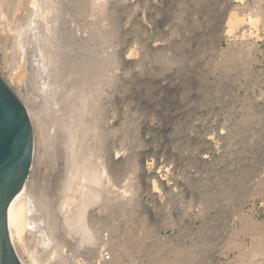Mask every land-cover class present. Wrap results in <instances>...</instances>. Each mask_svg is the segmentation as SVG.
<instances>
[{
  "label": "rangeland",
  "instance_id": "374dc122",
  "mask_svg": "<svg viewBox=\"0 0 264 264\" xmlns=\"http://www.w3.org/2000/svg\"><path fill=\"white\" fill-rule=\"evenodd\" d=\"M27 1L0 0V41L22 32L29 58L6 79L37 130L25 248L13 235L24 263L51 224L69 264H264V0ZM92 176L88 229L76 207Z\"/></svg>",
  "mask_w": 264,
  "mask_h": 264
},
{
  "label": "bare ground",
  "instance_id": "6f19581e",
  "mask_svg": "<svg viewBox=\"0 0 264 264\" xmlns=\"http://www.w3.org/2000/svg\"><path fill=\"white\" fill-rule=\"evenodd\" d=\"M105 1V0H104ZM257 1V0H256ZM255 1V2H256ZM28 3H29V0L27 1ZM49 2V1H48ZM103 2V1H102ZM254 2V4L257 6V2L255 3ZM9 3V2H8ZM31 3H32V1H31ZM30 3V4H31ZM34 3V2H33ZM47 3V2H46ZM58 3V2H57ZM104 3V2H103ZM30 4H28L29 6H30ZM38 4V3H37ZM259 4V3H258ZM27 5V4H26ZM35 5V4H34ZM60 5V4H59ZM37 6V5H36ZM36 6H35V8H36ZM41 6V5H40ZM40 6H37V7H40ZM51 6H52V4H51ZM50 6V7H51ZM259 6H261L260 4H259ZM20 7H22V5L20 6ZM32 7V6H31ZM250 7V6H249ZM252 7V9L250 10V9H248V10H250V11H252L253 10V6H251ZM29 8V7H28ZM35 8H33V9H35ZM54 8V7H53ZM248 8V7H247ZM255 8H257V10H259L258 9V7H255ZM32 9V8H31ZM37 10V9H36ZM41 10V9H40ZM53 10V9H52ZM30 11V10H29ZM58 11V10H57ZM253 11H255V9L253 10ZM260 11H262V10H259V12ZM38 12V11H37ZM43 12V11H42ZM41 11H40V13H42ZM59 12V11H58ZM236 12H238L237 10L236 11H233L232 10V12H230L229 13V15H228V21H227V23L229 24L228 25V29H229V31L232 33V31L233 30H235V28H237V26L240 24V23H242L243 22V18L242 17H240V15L239 14H237ZM240 12V11H239ZM247 12V11H246ZM39 13V14H40ZM55 13V12H54ZM249 13V12H248ZM53 14V13H52ZM57 14V13H56ZM255 14H256V12H255ZM258 14V13H257ZM37 15V14H36ZM41 15V14H40ZM46 15V14H45ZM50 15V14H49ZM247 15V14H246ZM245 15V16H246ZM38 16V15H37ZM43 16V15H42ZM249 16V15H248ZM252 16H253V14H252ZM258 16V15H257ZM40 17V16H39ZM51 17V16H50ZM53 17V16H52ZM255 17V16H254ZM253 17V18H254ZM41 18V17H40ZM45 18V17H44ZM250 18H252V17H250ZM252 18V19H253ZM256 18V17H255ZM258 18L260 19V22H261V18H260V13H259V16H258ZM258 18H256V19H254L255 21V23H259V20H258ZM263 18V17H262ZM40 20V19H39ZM46 20H47V15H46ZM49 20V19H48ZM263 20H264V18H263ZM33 21V20H32ZM45 21V20H44ZM46 22V21H45ZM50 22V21H49ZM36 23V22H35ZM43 23V22H42ZM48 23V22H47ZM18 24H19V22H18ZM17 24V25H18ZM57 24V23H56ZM262 24H264V23H262ZM36 25V24H35ZM51 25V24H50ZM27 27V26H26ZM43 27V26H42ZM55 27H56V25H55ZM239 27V26H238ZM18 28V27H17ZM36 28V27H35ZM37 28H39L38 26H37ZM52 28H54V26L52 27ZM51 28V29H52ZM29 29V28H28ZM41 28H39V30H40ZM11 30V29H10ZM26 30V29H25ZM31 30V29H30ZM37 30V29H36ZM14 31V30H13ZM21 31V30H20ZM28 31V30H27ZM41 31H42V29H41ZM48 31V30H47ZM52 31V30H51ZM228 31V30H227ZM229 31H228V33H229ZM29 32V31H28ZM50 32V31H49ZM56 32V31H55ZM14 33V32H13ZM16 33V32H15ZM23 33H24V31H23ZM42 33V32H41ZM44 33V32H43ZM57 33V32H56ZM17 34L19 35V30L17 31ZM16 34V35H17ZM21 35H22V32L20 33ZM44 34H47V33H44ZM10 35H12V33L10 34ZM20 35V36H21ZM26 35V34H25ZM50 36H51V33L49 34ZM15 36V35H14ZM13 36V37H14ZM20 36H18L15 40H14V38H12V40H14L15 42H13V44H11V39L10 38H8V39H10V41H8V40H6V38L3 40V41H0V48H1V51H2V53H3V57L1 58V60H2V63H3V66H4V68L7 70L6 71V75H4L5 77H10V79L11 80H14V81H17V79L19 78V76H21V75H23L24 74V71H25V69H24V65H23V62H24V59H25V57L27 58V54H26V50H25V48H24V45H25V42L21 39V38H19ZM49 36V37H50ZM22 37V36H21ZM33 37V36H32ZM51 37H53V35L51 36ZM57 37V36H56ZM31 39V38H30ZM29 39V40H30ZM47 40V39H46ZM50 40H52V39H50ZM28 41V40H27ZM26 41V42H27ZM44 41V40H43ZM53 42V41H52ZM8 43H9V45H8ZM47 43V42H46ZM45 43V44H46ZM50 43H51V41H50ZM10 44H11V46H10ZM44 44V45H45ZM52 44V43H51ZM28 45H29V42H28ZM31 45V44H30ZM54 45V44H53ZM38 46V45H37ZM46 46V45H45ZM36 47V46H35ZM44 50V49H43ZM49 50V49H48ZM26 51V52H25ZM46 51V50H45ZM56 51V50H55ZM54 51V52H55ZM37 52V51H36ZM53 52V51H52ZM47 53V52H46ZM58 54V53H57ZM35 55V54H34ZM46 55V54H45ZM49 55H50V52H49ZM57 56V55H56ZM41 57V56H40ZM45 57H47V56H45ZM42 58V57H41ZM44 58V57H43ZM102 58V57H101ZM27 59H29V58H27ZM58 59V58H57ZM0 60V61H1ZM23 60V61H22ZM44 60V59H43ZM98 60H99V58H98ZM104 60V59H103ZM28 61V60H27ZM32 61V60H31ZM45 61V60H44ZM41 62V61H40ZM56 62H57V60H56ZM103 63V62H102ZM28 65L30 64V62H28L27 63ZM51 64V63H50ZM56 64V63H55ZM27 65V66H28ZM41 65V64H40ZM59 65V64H58ZM35 66V65H34ZM48 66V65H47ZM55 66V65H54ZM101 66V65H100ZM25 67H26V65H25ZM114 67V66H113ZM45 68V67H44ZM51 68V67H50ZM90 68V67H89ZM94 68V67H93ZM26 69H29V67L27 68L26 67ZM52 69H54V67L52 68ZM57 69H59V68H57ZM91 69V68H90ZM102 69V68H101ZM113 69V68H112ZM36 70V69H35ZM50 70V69H49ZM92 70V69H91ZM94 70V69H93ZM96 70V69H95ZM45 71V70H44ZM97 71V70H96ZM106 71V70H105ZM109 71V70H108ZM40 72H41V70H40ZM107 72V71H106ZM113 72V71H112ZM36 73V72H35ZM54 73V72H53ZM61 74V73H60ZM96 75L98 74L97 72L95 73ZM101 74H103V73H101ZM104 74H105V72H104ZM99 75V74H98ZM97 75V76H98ZM111 75V74H110ZM109 75V76H110ZM53 76V75H52ZM62 76V75H61ZM96 77V76H95ZM99 77H100V75H99ZM99 77H97V78H99ZM54 78V77H53ZM105 78V77H104ZM8 79V78H7ZM100 80H101V77L99 78ZM103 79V78H102ZM96 80V79H95ZM8 81V80H7ZM53 81V80H52ZM54 81H56V79L54 80ZM98 81V80H97ZM99 82V81H98ZM106 82V81H105ZM104 83V82H103ZM42 84V83H41ZM32 86V85H31ZM58 87V86H57ZM56 89V88H55ZM64 92H66V91H64ZM73 94V93H72ZM53 95V94H52ZM77 100V99H76ZM72 105V104H71ZM71 107V106H70ZM92 107V106H91ZM89 108V107H88ZM30 109V108H29ZM83 110V109H82ZM92 110V109H91ZM38 111V110H37ZM39 112V111H38ZM89 112V111H88ZM40 113V112H39ZM69 113V112H68ZM80 113V112H79ZM75 114V113H74ZM83 114V113H82ZM88 114V113H87ZM94 114V113H93ZM36 115H38V114H36ZM90 115V114H89ZM72 116V115H71ZM80 116V115H79ZM91 116V115H90ZM61 117V116H60ZM59 117V118H60ZM97 118V117H96ZM34 119V118H33ZM38 119V118H37ZM61 119V118H60ZM71 119H72V117H71ZM67 120V119H66ZM83 120V119H82ZM36 122V121H35ZM74 122V120L72 121V123ZM38 123V122H37ZM75 123V122H74ZM93 123V122H92ZM97 123V122H96ZM95 123V124H96ZM65 124V123H64ZM80 124V123H79ZM85 124V123H84ZM83 124V125H84ZM37 126V125H36ZM46 126V125H45ZM73 126H74V124H73ZM76 126V125H75ZM40 127V126H39ZM59 127V126H58ZM71 127H72V124H71ZM82 127V126H81ZM93 127V126H92ZM96 127V126H95ZM69 128V127H68ZM73 128V127H72ZM78 129V128H77ZM82 129H83V127H82ZM93 129H94V127H93ZM73 130V129H72ZM87 130V129H86ZM95 130V129H94ZM97 130V129H96ZM37 131V130H36ZM39 131H40V129H39ZM62 131H63V129H62ZM61 131V132H62ZM75 131H76V129H75ZM91 131V128L90 129H88V132H90ZM84 132V131H83ZM73 133V132H72ZM75 133H78V132H75ZM82 133V132H81ZM92 133V132H91ZM94 133V132H93ZM38 134V133H37ZM55 134V133H54ZM39 135V134H38ZM88 136V135H87ZM64 137V136H63ZM74 137V136H73ZM95 137H97V136H95ZM44 138V137H43ZM71 138V137H70ZM75 138V137H74ZM77 139H78V137H77ZM45 140V139H44ZM74 140V139H73ZM82 140V139H81ZM95 140V139H94ZM64 141V140H63ZM45 142V141H44ZM47 142V141H46ZM45 142V143H46ZM44 143V144H45ZM63 143V142H62ZM81 143V142H80ZM77 144V143H76ZM86 144V143H85ZM42 145V144H41ZM64 145V144H63ZM68 145V144H67ZM78 145V144H77ZM37 146V145H36ZM46 146V145H45ZM70 146V145H69ZM82 146V145H81ZM80 146V148H82ZM70 148H73V147H70ZM69 148V149H70ZM75 148H77V147H75ZM91 148V147H90ZM94 148V147H93ZM79 149V148H78ZM72 150V149H71ZM80 150V149H79ZM93 150V149H92ZM76 151V150H75ZM81 151V150H80ZM84 151V150H83ZM83 151H81V152H83ZM72 152V151H71ZM81 152H79V153H81ZM76 154V153H75ZM81 154H83V153H81ZM81 154H79V155H81ZM70 155V154H69ZM76 155H78V154H76ZM94 155V154H93ZM73 156H74V154H73ZM72 156V158L74 159V157ZM90 156H92V155H90ZM97 156V155H96ZM77 157V156H76ZM79 157V156H78ZM81 157V156H80ZM88 159V158H87ZM94 159H96V158H94ZM38 160V159H37ZM75 160V159H74ZM77 160V159H76ZM76 160L74 161V162H76ZM78 160H80V159H78ZM92 160V159H91ZM83 161H85V160H83ZM89 161V160H88ZM66 162V161H65ZM70 162V161H69ZM72 163V162H71ZM79 163V162H78ZM82 164L84 165V163L82 162ZM93 164V163H92ZM79 166H80V164H79ZM78 166V167H79ZM86 166V165H85ZM97 166V165H96ZM68 167V166H67ZM77 167V168H78ZM94 167V166H93ZM92 167V168H93ZM90 168V167H89ZM88 168V169H89ZM99 168V167H98ZM91 169V168H90ZM95 169V171H96V167L94 168ZM94 169L92 170V171H94ZM68 170V169H67ZM74 170H75V168H74ZM86 171V170H85ZM90 172V171H89ZM98 172V171H97ZM107 172V171H106ZM65 173V172H64ZM85 173V172H84ZM93 173H95V172H93ZM75 174V173H74ZM87 174V173H86ZM90 174V173H89ZM96 174V173H95ZM81 175V174H80ZM94 175V174H93ZM82 176V175H81ZM88 176V175H87ZM101 176V175H100ZM100 176H92L91 177V179H90V177H88V179H90V182L91 183H94V184H91L92 186H90V185H88V187H85L84 186V190L85 191H83V199L80 197V195H79V197L81 198H79L78 200H81V201H83V202H81L82 204L80 205V207H79V205H78V207H76L77 209H78V212H79V210L81 211L80 213H79V215H78V213H77V215L79 216V218L77 219L76 218V220L78 221L79 220V223L80 224H78L77 222H76V224H78V225H80V227H82V225H83V227L85 226L86 228H88V227H90V226H88L89 225V219L91 218L92 219V221L93 222H97L100 218H99V216H98V211H99V209H96L97 207H95V208H93L92 209V211H91V213L89 214V207L90 206H96V204H97V202L99 201L100 202V200H102L103 199V196L100 194V192H99V189H98V187H96V185H98V181H99V179L98 178H100ZM108 176V175H107ZM66 178V177H65ZM71 178V177H70ZM75 178V177H74ZM82 179V178H81ZM80 179V180H81ZM87 179V180H88ZM102 179V178H101ZM100 179V180H101ZM65 181H66V179H64ZM71 182V181H70ZM100 182V181H99ZM113 182V181H112ZM35 183V182H34ZM89 183V182H88ZM79 184H81V183H79ZM100 184H102V183H100ZM78 185V184H77ZM82 185H83V183H82ZM34 186V184L32 185H29V180H28V182L25 184V186L23 187V189L15 196V198L13 199V201H12V203H11V205H10V208H9V225H10V230H11V236H12V239H13V235L15 234V235H17V238H19L20 240H21V243H23L24 244V248H25V243H24V241H25V238H24V233L22 232L23 231V226H24V224H26V221H27V218H28V213L30 214V212H33V211H30V212H28V208H32L31 206V202L33 201L32 200V194H34V193H32V190H33V187ZM65 186V185H64ZM74 186V185H73ZM100 186V185H99ZM103 186V185H102ZM71 187V186H70ZM66 188V187H65ZM100 188V187H99ZM107 188V187H106ZM64 189V188H63ZM74 189V188H73ZM72 189V190H73ZM101 189H103V188H101ZM70 190V189H69ZM62 191V190H61ZM76 192V191H75ZM74 192V193H75ZM86 192V193H85ZM110 193V192H109ZM105 194V193H104ZM36 195V194H35ZM69 195V194H68ZM77 195V194H76ZM35 197V196H34ZM63 197H64V195H63ZM101 197V198H100ZM111 197V196H110ZM43 198V197H42ZM62 198V197H61ZM109 198V197H108ZM105 199V198H104ZM32 200V201H31ZM60 200V199H59ZM77 200V199H76ZM79 202V203H80ZM103 202H105V201H103ZM114 202V201H113ZM61 203V202H60ZM31 206H30V205ZM107 205V204H106ZM112 205V204H111ZM61 206V205H60ZM59 207V206H58ZM91 207V208H92ZM91 208H90V210H91ZM59 209V208H58ZM32 210V209H31ZM34 210V209H33ZM60 210V209H59ZM68 210V209H67ZM76 210V209H75ZM102 210V209H101ZM77 211V210H76ZM75 211V212H76ZM112 211V210H111ZM38 212H40V211H38ZM67 212V211H66ZM67 213H69V212H67ZM41 214V213H40ZM31 215V214H30ZM34 215H35V212H34ZM44 215V214H43ZM68 215V214H67ZM72 215V214H71ZM77 215H75L76 217H78ZM62 216H63V214H62ZM31 217V216H30ZM74 217V216H73ZM90 217V218H89ZM97 218H99V219H97ZM32 219V218H31ZM33 219H34V217H33ZM74 219V218H73ZM46 220V219H45ZM44 220V222L46 223H43V224H45L46 226H47V222ZM41 221H43V220H41ZM67 221V220H66ZM65 221V222H66ZM70 221V220H69ZM33 222H35V220H33ZM74 222V221H73ZM92 222V223H93ZM31 223V222H30ZM36 223H37V221H36ZM35 223V224H36ZM40 223V222H39ZM51 223H54V222H51ZM249 223V222H248ZM42 224V223H41ZM69 224V223H68ZM75 225V224H74ZM94 225V224H93ZM97 225V224H96ZM110 225V224H109ZM33 226H34V223H33ZM37 226V228H39V232H34V234L33 235H35L33 238L34 239H36V241L38 242L37 244H35V246L33 245V247H31L30 249L28 248V245H27V248L29 249V257H30V261H31V264H66V263H68L69 264V262L67 261V259L66 258H64V257H60V256H58V255H56L55 254V252H54V250L52 249V242H55L56 241V233H54V230L53 229H51V228H53L54 226L53 225H48V227H51V228H49V229H51V231L49 230V229H47V227L46 228H44V227H42V225H39V224H37L36 225ZM14 227L16 228V230H14ZM71 227H74L73 225L71 226ZM84 227V228H85ZM83 228V229H84ZM96 228V227H95ZM46 229V230H45ZM73 229V228H72ZM76 229V228H75ZM78 229V228H77ZM89 229V228H88ZM88 229L86 230V233H84V234H92V232L94 231H92V230H90V231H88ZM111 229V228H110ZM30 230H32V229H30ZM49 232H48V231ZM82 230V229H81ZM34 231H36L35 229H34ZM251 231H252V229H251ZM95 232V231H94ZM72 233H73V231H72ZM80 233H82V232H80ZM24 236H23V235ZM93 234H96V233H93ZM79 235V234H78ZM81 235V234H80ZM89 235V236H90ZM68 236V235H67ZM94 236V235H93ZM85 237H87V236H85ZM258 237V236H257ZM27 238V237H26ZM91 238V240H92V236L90 237ZM259 238V237H258ZM18 239V240H19ZM86 239V238H85ZM98 239V238H97ZM257 238H255V239H253V240H256ZM67 240V239H66ZM94 240V239H93ZM58 241H59V239H58ZM97 241V240H96ZM13 242H14V240H13ZM26 242H28L27 240H26ZM88 242H90V241H88ZM15 243V242H14ZM85 243V242H84ZM91 243V242H90ZM28 244V243H27ZM86 244V243H85ZM94 244V243H93ZM56 245V244H55ZM60 246V245H59ZM55 249V248H54ZM61 251V250H60ZM251 251V250H250ZM251 253V252H250ZM253 254H256V255H260L261 256V254H262V256L264 255V238L263 237H261V239H259V240H257L256 242H255V246H254V249H253V252H252ZM263 258V257H262ZM24 262V261H23ZM73 263H74V260H73ZM25 264V263H24Z\"/></svg>",
  "mask_w": 264,
  "mask_h": 264
},
{
  "label": "water",
  "instance_id": "95a60500",
  "mask_svg": "<svg viewBox=\"0 0 264 264\" xmlns=\"http://www.w3.org/2000/svg\"><path fill=\"white\" fill-rule=\"evenodd\" d=\"M35 155L31 111L0 70V264H24L11 236L9 208L29 180Z\"/></svg>",
  "mask_w": 264,
  "mask_h": 264
}]
</instances>
